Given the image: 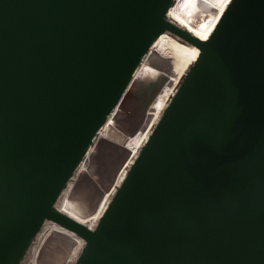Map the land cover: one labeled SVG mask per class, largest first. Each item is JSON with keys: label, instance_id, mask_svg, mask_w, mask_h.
I'll list each match as a JSON object with an SVG mask.
<instances>
[{"label": "water", "instance_id": "1", "mask_svg": "<svg viewBox=\"0 0 264 264\" xmlns=\"http://www.w3.org/2000/svg\"><path fill=\"white\" fill-rule=\"evenodd\" d=\"M175 0H0V264L47 220L75 264H264V0L203 40ZM200 49L94 229L56 203L154 40Z\"/></svg>", "mask_w": 264, "mask_h": 264}, {"label": "bare ground", "instance_id": "2", "mask_svg": "<svg viewBox=\"0 0 264 264\" xmlns=\"http://www.w3.org/2000/svg\"><path fill=\"white\" fill-rule=\"evenodd\" d=\"M230 2H231V0H229V2H227L225 0V3L220 4L219 7L216 8L213 5V3H214L213 0H188V4L186 3V0H175L174 4L170 7V9L167 13V19L170 22H172L173 24H175L176 26L190 32L192 35L203 39V36L208 35L210 33V30H214V28H215L216 24L218 23L222 13L224 12L225 8L228 6V4ZM187 5H188V8H187ZM163 34L167 35L168 37L173 38L174 40H177L178 42H180L182 44H186L192 48L198 49L199 50L198 55H199L200 49L197 46L191 44L189 41L182 38L181 36L171 32V31H165V32H163ZM210 35H209V37H210ZM198 55H197V57H198ZM197 57L192 61L191 64H193L195 62ZM139 66L137 67L136 71L139 69ZM136 71L133 75L132 81H131L128 89H127V92H128V90H130V88L132 86V82L137 77ZM174 86L175 85H173L172 89L170 90V93L168 94V96L166 97V99L164 100V102L162 103V105L160 107V110H159L160 117L162 116L164 110L168 106L170 99L172 98L173 94L176 91ZM126 108L130 109V107L127 105H126ZM156 111H157L156 108H145L141 112L143 115H151L152 116L153 113ZM160 117L158 119L152 121L151 125L148 128L147 136L143 140L142 145L144 144L145 140L148 138L152 128L157 123V121L160 119ZM120 118H121V113H120V108L118 105L113 110V112L108 116L107 121L102 126V128L99 130V132L97 133L93 144L90 146L89 151L85 155L83 161L78 166L74 176L69 181L68 186L64 189V191L62 192V194L60 195V197L56 203V205H59V203L62 202V205L63 206L65 205V207L63 208L64 211H62L63 213H65L68 216H71L72 218H74V219L78 220L79 222L85 224L90 229H94L97 226V224H98L102 214L104 213L105 209L107 208V205L109 204L117 186H119L121 184V181L123 180L127 169L123 168L120 171V173L117 176V179L115 180L113 186L110 188V190H108L104 193V196L101 197L102 201L100 202L96 212H94L93 209L91 211H88V212H82V211H79L76 208H74V206L71 203V197H72V195L76 189V186L79 184V182L81 181L83 176L86 174V169H87L86 167H88V169H89L90 162H92L93 158H94L93 156L97 152H99L100 147L104 143L109 144L110 146L117 147L122 151L125 149L126 150L129 149L131 151V154H130L131 157L129 158V160L127 162L128 166L132 163L135 156L138 154L140 148L142 147V145H141L136 154L132 153V150L130 148L131 142L126 140V136H123L121 129H116L119 125L124 126V122L123 123L121 122L124 119H120ZM115 126H116V128H115ZM107 131H108L109 135H113L112 137L115 136V140H112L109 138L110 136L108 135ZM49 222L47 221V223H49ZM41 230H40V232H41ZM45 231H46V233H45L44 237H42L41 239L44 238V240H45V238H46V240H48L50 238L49 236L51 234L55 233V234H59L63 238V241H65L66 246H67V256H66V259H65L63 264H75V262H76L78 256L80 255L86 241L82 237L78 236L75 232L70 231V230H68V229L64 228L63 226L56 224V223L54 224L53 228H50V224L47 225L45 227ZM36 238H35V240H36ZM32 245H31V247H32ZM31 247H30V249H31ZM30 249H29V251H30Z\"/></svg>", "mask_w": 264, "mask_h": 264}, {"label": "flooded vegetation", "instance_id": "3", "mask_svg": "<svg viewBox=\"0 0 264 264\" xmlns=\"http://www.w3.org/2000/svg\"><path fill=\"white\" fill-rule=\"evenodd\" d=\"M229 2V0H226ZM214 7H219L220 4L225 3V0H213ZM186 3L188 4V0H186ZM188 8V5H187ZM213 30H210V33L208 35L203 36V40H206L209 35L211 34ZM202 39V38H201ZM199 50L192 48L186 44H182L178 42L177 40H174L171 37H168L165 34H160L156 40L152 43L150 49L148 50L146 56L143 58L139 69L136 71L137 77H140L144 73H151L152 75H161L166 77L169 80H173V76L175 75L176 78L173 81V85L176 84V80L180 78L181 75L185 73L189 65L192 63V61L197 57ZM145 81V83H144ZM143 81V87L141 88V92L138 93V103L137 105L143 106V108L138 109L136 113H142L141 111L145 108H156L157 111L153 113L152 115V121L158 119L160 117V107L168 94L170 93V90L172 87H165L155 98L153 103L146 105V99L147 96L150 94L152 90V81L151 79H144ZM143 89V90H142ZM132 91V90H131ZM136 103L134 99H132L130 102H128L127 106L132 108V106ZM145 105V106H144ZM125 125V123H124ZM122 132V131H121ZM108 133V131H107ZM148 133V128L145 130L141 135L140 134H131L126 137V140L131 142V150L133 154H136L140 148V146L143 143V140L146 138ZM109 135V133H108ZM110 139L115 140V136L109 135ZM104 146L102 145L100 147L99 152H97L93 157V161L90 162L89 169L86 167V174L83 176L82 180H86V177H88L91 180V184H85L84 188L81 191H78V185L76 186V189L71 197V203L79 211L82 212H88L93 209V199H98V193L100 190L103 189V183L105 182V179L108 178L112 166L114 165V162L119 158L120 150L117 147L114 146H108L106 147L105 152H103ZM104 153V158L101 164V167L99 171L96 169L95 160L97 159L98 155L100 153ZM92 153V152H91ZM88 164V163H87ZM80 181V182H81ZM79 182V183H80ZM103 191V190H102ZM80 195H79V194ZM104 196V194L102 195ZM56 207L60 211H64V207L62 205V202L59 203V205H56ZM48 222L50 220H47ZM45 222L41 232L38 234L34 244L32 245L30 251H29V261L26 264H41L38 261L39 253H42L44 250V247L48 244V242L55 237H57L58 242H54L56 244V249L48 254L45 258H41L40 260H45L42 264H63L66 256H67V246L65 241H63V238L59 234H51L48 240L41 239L44 237L46 231L45 227L50 224V228L54 227L55 222L50 221L49 223ZM57 224V223H56ZM55 236V237H54Z\"/></svg>", "mask_w": 264, "mask_h": 264}, {"label": "rangeland", "instance_id": "4", "mask_svg": "<svg viewBox=\"0 0 264 264\" xmlns=\"http://www.w3.org/2000/svg\"><path fill=\"white\" fill-rule=\"evenodd\" d=\"M156 40V39H155ZM192 65V64H191ZM189 65V67L191 66ZM189 67L187 68V70L185 71V73L183 75L180 76V78H178V80H176V84L174 86L175 90L178 88V86L180 85L184 75L186 74V72L188 71ZM173 78L175 79L176 76L172 75ZM151 79L152 83V90L150 92V94L147 96V104H151L153 103V101L155 100L156 96L165 88V87H172L173 85V80H169L164 76L161 75H152L151 73H144L143 75H141L140 77H138L137 79H134V81L132 82V86L130 88V90H128V92L126 93V95L124 96V98L122 99L121 103L119 104V108H120V113H121V118L120 119H124L123 121H121L122 123L124 122L125 125L124 126H118L116 129H121L123 136H129L131 134H142L145 130H147V128H149V126L152 123V116L151 115H143L142 113H136V111L138 109L143 108V106H139L137 105L138 103V93L141 92V88L143 87V81L144 79ZM145 83V81H144ZM132 90V91H131ZM143 90V89H142ZM132 99H134V101H136V103L132 106L131 109H127L126 105H128L127 103L130 102ZM145 106V105H144ZM154 124V123H153ZM104 149L103 152H105L104 150H106V147L109 146V144L104 143L103 144ZM131 151L129 149H125L122 152H120V156L119 158H117V160L114 162V165L112 166L111 172L108 176V178L105 179V182L103 183V191L100 190L99 191V197L98 199H93V210L94 212L97 211L98 206L100 204V202L102 201V195L110 190V188L113 186L115 180L117 179V176L119 175L120 171L124 168V169H128V160L131 157ZM104 158V153H100L97 157V159L95 160V165H96V169L97 171H99L102 161ZM74 176V175H73ZM85 184H91V180L86 177V180H82L79 185H78V191H81ZM79 194V193H78ZM80 195V194H79ZM55 237V236H54ZM56 239L52 238L48 244L44 247V250L42 251V253H39V257L38 261L39 263H43L45 262V260H40L41 258H45L48 254H50L51 252H53L56 249V244L54 242H58L57 237H55ZM34 244V243H33ZM58 249V248H57ZM56 249V250H57ZM29 251L27 253V255L25 256L24 260L22 261V264H26L29 261Z\"/></svg>", "mask_w": 264, "mask_h": 264}]
</instances>
